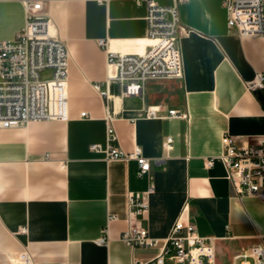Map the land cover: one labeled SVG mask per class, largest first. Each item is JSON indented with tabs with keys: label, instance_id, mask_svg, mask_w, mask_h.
Returning <instances> with one entry per match:
<instances>
[{
	"label": "crops",
	"instance_id": "obj_1",
	"mask_svg": "<svg viewBox=\"0 0 264 264\" xmlns=\"http://www.w3.org/2000/svg\"><path fill=\"white\" fill-rule=\"evenodd\" d=\"M42 1L51 31L69 52L68 110L63 119L0 128V264H16L22 253L34 264L147 261L183 211L199 235L215 237L213 261L204 264H240L242 254L264 245V201L241 195L220 159L206 165L223 152L224 133L240 145L264 137V87L246 85L264 70V35L230 28L223 0H186L179 11L187 31L178 40L184 77L148 79L139 96H123L112 79L105 97L112 69L99 41L143 51L146 2ZM24 24L25 0H0V40L13 39ZM149 107L162 116H147ZM170 109L186 116L170 117ZM107 120L120 147L141 148L150 160L147 173L137 174L134 159L107 160L91 150L93 143L106 144ZM151 182L155 191L146 196L141 223L161 240L132 247L120 238L129 225L128 193H143ZM110 214L116 218L109 221ZM164 264L187 263L171 254Z\"/></svg>",
	"mask_w": 264,
	"mask_h": 264
},
{
	"label": "built area",
	"instance_id": "obj_2",
	"mask_svg": "<svg viewBox=\"0 0 264 264\" xmlns=\"http://www.w3.org/2000/svg\"><path fill=\"white\" fill-rule=\"evenodd\" d=\"M109 1V0H104ZM147 4V39L143 51H119L105 46L107 63L112 69L105 81L102 95L109 97V84L117 80L123 96H139L144 83L153 78L184 77L181 51L178 40L187 28L182 24L179 5L186 0H171L161 4L158 0H135ZM227 9L228 25L246 36L264 35V0H223ZM42 0H25V24L13 39L0 40V128L25 126L30 121L63 119L68 110V64L69 52L66 43L51 31V21L42 12ZM49 70L50 75L42 77ZM249 89L264 87V70L246 83ZM100 90L101 83H94ZM87 116L86 111L81 113ZM149 117H161L155 107L147 110ZM168 116L185 117L186 114L170 109ZM117 135L111 120L106 124V144L93 143L92 151L103 152L107 160L134 159L139 164L137 174L144 175L150 169V160L140 147L127 151L117 143ZM173 138H167V147ZM223 152L207 158L206 165H213L220 159L228 169V176L241 195L258 197L264 201V137L256 144L240 145L229 133L222 136ZM155 191L150 183L146 191L129 192L127 197L129 225L120 238L132 247H155L161 239L149 235L141 220L148 212L147 195ZM116 218L110 214L108 220ZM23 227L21 232H26ZM215 237L198 234L188 215L180 213L159 253L136 264H164L167 255H175L187 264H204L214 258ZM102 237L100 242H104ZM240 264H248L253 258L255 264H264V245L254 246L241 255ZM16 264H34L31 257L22 253Z\"/></svg>",
	"mask_w": 264,
	"mask_h": 264
},
{
	"label": "rangeland",
	"instance_id": "obj_3",
	"mask_svg": "<svg viewBox=\"0 0 264 264\" xmlns=\"http://www.w3.org/2000/svg\"><path fill=\"white\" fill-rule=\"evenodd\" d=\"M50 75V71L49 70H46L44 72H42V77H47Z\"/></svg>",
	"mask_w": 264,
	"mask_h": 264
},
{
	"label": "bare ground",
	"instance_id": "obj_4",
	"mask_svg": "<svg viewBox=\"0 0 264 264\" xmlns=\"http://www.w3.org/2000/svg\"><path fill=\"white\" fill-rule=\"evenodd\" d=\"M149 40V39H148ZM149 42H150V40H149Z\"/></svg>",
	"mask_w": 264,
	"mask_h": 264
}]
</instances>
